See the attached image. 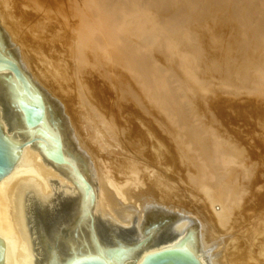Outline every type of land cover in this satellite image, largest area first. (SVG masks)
I'll return each mask as SVG.
<instances>
[{"label": "bare ground", "instance_id": "1", "mask_svg": "<svg viewBox=\"0 0 264 264\" xmlns=\"http://www.w3.org/2000/svg\"><path fill=\"white\" fill-rule=\"evenodd\" d=\"M44 1L35 15L20 16L21 0L13 7L11 0H0L3 49H9V37L20 71L38 86L46 131L58 134L66 161L44 151L37 130L42 122L26 126L19 102L13 104L10 87L2 82L13 72L0 71V97L18 117L10 128L0 103V126L8 141L26 143L13 148L15 164L0 180L4 264H69L107 257V251H123V261L112 258L111 264H142L155 253L181 249L179 242L191 235L200 264H224L218 250L227 237L217 238L213 230L233 219L237 203L238 187L222 162L231 151L194 112L214 103L219 93L247 96L264 88V0ZM46 91L62 105L71 130L53 116ZM132 119L150 138L161 128L172 137L181 162L195 170L190 181L202 196L192 210L154 188L148 191L156 199H138L131 179L138 170L129 152ZM58 195L67 208L50 214ZM33 200L44 209L42 232L50 230L53 237L61 226L59 239L64 228L73 231L65 261L59 246L48 259H39L43 255L36 252L28 218ZM158 208L173 213L174 222L161 233L157 224L145 231V213ZM98 218L130 245H108ZM131 230L134 239L128 240Z\"/></svg>", "mask_w": 264, "mask_h": 264}, {"label": "rangeland", "instance_id": "2", "mask_svg": "<svg viewBox=\"0 0 264 264\" xmlns=\"http://www.w3.org/2000/svg\"><path fill=\"white\" fill-rule=\"evenodd\" d=\"M21 1L25 4V7L19 9L21 12L20 16L26 13L35 15L33 13L42 10L46 5L44 0ZM15 2L16 0H11L12 7ZM6 42L9 46L8 48L15 55H18L16 47L12 45L9 37H6ZM238 93L239 97L236 93L227 94L229 95L228 97L226 94L220 96L219 93L218 96L220 98L215 100L214 103L210 102L209 105H206L207 107H201V110L196 109L198 113H195L196 110L193 112L194 115L197 114L198 116L199 114L201 116L199 118L196 116V120L197 118L198 120L201 119L202 123L203 121L205 122L203 124L206 125L208 130L210 129V132L213 131L211 133L213 137L215 135L216 142L231 151L225 157L226 161L222 162H225L226 170L230 173L229 180L234 186L238 187H235L238 191L236 190L235 200L237 203L234 206L235 209H233V219L227 224L228 226L221 228L220 226H215L213 230L217 238L227 237L226 245H223L218 250L219 255L224 259V264H264V88L258 94L255 93L254 95L251 93L252 96L249 93L247 96L244 92V94ZM46 94L52 105V114L56 117L57 122L63 128L70 129L62 105L49 92L46 91ZM235 97H238V99L236 100ZM209 98H212V96ZM0 103L10 128H13L18 117L4 98L0 97ZM192 110L190 109V112ZM128 126L130 137L129 152L131 156L134 157L135 155L136 162L134 167L138 169L134 175L135 177L131 179L134 180L133 185L138 194V199L141 197L156 199L155 193L148 191L150 188H154L159 194L163 192L161 195L164 194V196L172 199L178 197L186 208L192 210L199 203L202 190L197 186L195 187V184H192L193 181H190V173L192 174L195 170L190 167L191 170L188 164L181 162L177 155L175 144L172 142V137L164 133L158 126L155 129L156 136L154 138L148 137V129L142 127L138 119H132ZM74 148L78 151L77 146H74ZM220 159H218L219 163H221ZM232 159L236 163L234 161L231 162ZM234 173H236V176ZM210 175L212 176V174ZM232 177L234 178L231 179ZM172 192L174 194L173 197L169 196ZM66 201L65 198L58 195L54 211L47 209V212L53 214V212L62 211L63 208L66 209L67 205L61 207V205L67 203ZM29 204V226L36 244V252L43 255L39 259H48L47 256H49L54 247L59 246L62 247L60 248L61 260L62 262L65 261L69 257V251H67L68 249L65 246L66 240L73 231L71 230L67 234L68 228H64L59 235V239H57V236L61 226L54 228L56 231L53 230V237L50 230L42 232L41 214L44 209L37 201L33 200ZM72 209L76 212L75 207ZM172 214L171 212H168V214L162 212L161 208L147 211L145 213V231L157 224L159 233H161L169 224L174 222L176 217ZM99 227L103 229L108 245L111 247L116 246L117 243L120 245V241H122L121 244L124 243L110 226L98 218L97 228L99 229ZM126 236L130 238L128 240H131L133 231L127 232ZM124 244L126 246L130 245L128 243ZM149 246H152V244Z\"/></svg>", "mask_w": 264, "mask_h": 264}, {"label": "water", "instance_id": "3", "mask_svg": "<svg viewBox=\"0 0 264 264\" xmlns=\"http://www.w3.org/2000/svg\"><path fill=\"white\" fill-rule=\"evenodd\" d=\"M12 71L13 77L3 79V85L10 87L13 104L19 102V110L24 115L27 127L32 128L42 122L37 130L40 132V145L44 151L57 161L61 160L58 134L46 131L38 86L29 83L27 72L20 71L14 54L10 49H3L2 27L0 26V71ZM26 143L14 144L8 141L0 126V180L10 173L14 164L13 148L20 150ZM181 249H170L155 253L145 258L142 264H200L195 258L192 235L179 242ZM113 259L123 261V251H107V257H80L69 264H111ZM0 264H4L3 247L0 239Z\"/></svg>", "mask_w": 264, "mask_h": 264}]
</instances>
